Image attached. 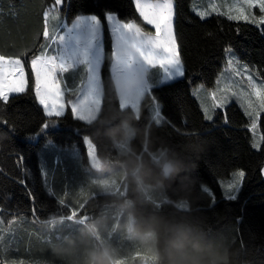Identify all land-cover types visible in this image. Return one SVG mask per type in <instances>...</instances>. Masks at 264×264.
Segmentation results:
<instances>
[{"label": "trees", "instance_id": "1", "mask_svg": "<svg viewBox=\"0 0 264 264\" xmlns=\"http://www.w3.org/2000/svg\"><path fill=\"white\" fill-rule=\"evenodd\" d=\"M200 1L173 0L185 76L154 96L144 94L137 114L120 107L106 32L103 103L87 125L74 121L69 109L57 127L39 134L51 118L35 100L26 63L28 89L0 104V117L16 127L12 132L0 124V264H82L89 249L104 247L113 251V264H160L153 248L128 231L130 213L134 229L145 231L155 220L183 225L193 239L228 256L229 264H264V113L252 132L237 100L217 109L212 122L201 108L213 103L211 93L229 59L226 48L258 83L264 79V31L219 13L202 19ZM49 3L0 0V51L35 48L38 54L44 43L41 6ZM62 7L67 21L97 14L104 24V13L112 11L142 24L132 0H65ZM157 100L163 122L150 114ZM254 141L260 148L252 147ZM240 169L246 177L237 199L226 200L221 182L226 185ZM203 186L215 193L214 205ZM61 197L66 207L58 204ZM66 238L75 241L71 250L54 251Z\"/></svg>", "mask_w": 264, "mask_h": 264}, {"label": "snow or ice", "instance_id": "2", "mask_svg": "<svg viewBox=\"0 0 264 264\" xmlns=\"http://www.w3.org/2000/svg\"><path fill=\"white\" fill-rule=\"evenodd\" d=\"M133 3L139 17L151 26L154 32L145 31L135 19L125 21L119 19L112 11L105 12L104 20L107 21L114 40L109 58L110 74L113 81L117 77L127 78L139 74L142 83L137 91L154 96V92L161 86L185 76V64L180 55L174 25V4L173 0H133ZM64 4L65 0H51L47 7L41 6L44 43L39 46L38 54L35 48L13 53L0 51V104L7 106L13 94L26 92L30 74L25 65L29 63L31 76L34 77L35 100L42 106L45 116L51 118L40 126V135L57 127L59 121L67 117L69 109L74 121L87 125L96 109L102 107L103 103L105 86L101 72L105 52L102 44V19L97 14H76L69 26L65 22L66 14L62 7ZM256 9L261 13L259 16L255 14ZM212 13L226 15L231 21L250 23L264 31V0H233L223 13L219 12L215 3H209L206 10L197 12L202 19ZM225 52L229 56L228 66L241 82L246 78L249 91H245L243 87H239V91H233L231 86H227L219 97L215 91L212 92L211 106L201 104L204 119L212 122L216 110L224 109L230 96H239L244 100L241 105L244 113L251 120L248 127L255 132L260 115L264 113V79L257 83L254 74H249L248 65L234 67L238 61L234 58L231 48H226ZM30 53L31 59L26 61L25 57ZM80 66H83L84 76L80 78L78 87L67 89L73 98L66 99L65 81H62L60 76L76 72ZM121 104L123 106V101ZM150 109V114L156 121L163 122L158 100ZM224 122L228 123L226 115ZM0 124L8 126L12 132L16 131L15 124H10L3 117H0ZM75 134L80 136V131L77 130ZM192 134L194 133L184 135ZM81 139L87 151L85 137L82 136ZM260 141H264V135L260 137ZM49 145L55 147L52 141H49ZM260 146V143L255 141L252 144L253 148ZM245 177V171L240 169L233 173L232 181L226 185L221 182L224 199H237ZM203 191L209 194L214 205L215 193L206 186H203ZM30 198L35 200L34 196L30 195ZM58 204L67 206L64 197L58 200ZM73 212L74 209H69L70 214ZM2 264L8 262L4 261Z\"/></svg>", "mask_w": 264, "mask_h": 264}, {"label": "clouds", "instance_id": "3", "mask_svg": "<svg viewBox=\"0 0 264 264\" xmlns=\"http://www.w3.org/2000/svg\"><path fill=\"white\" fill-rule=\"evenodd\" d=\"M135 81L141 76L134 74ZM129 214L128 231L143 243L153 248L160 264H229V258L213 245L193 239L183 225L170 224L163 220H155L145 231L134 229ZM91 232L95 225L87 226ZM75 241L65 240L64 244L53 246L58 253L70 251ZM82 264H113V251L108 248L89 249Z\"/></svg>", "mask_w": 264, "mask_h": 264}, {"label": "rangeland", "instance_id": "4", "mask_svg": "<svg viewBox=\"0 0 264 264\" xmlns=\"http://www.w3.org/2000/svg\"><path fill=\"white\" fill-rule=\"evenodd\" d=\"M209 3H215L218 6V8H219V12L223 13L224 11L227 10V7L233 3V0H201L200 1L201 5H205V6H203L204 9L208 8ZM173 4H174V2H173ZM221 4L222 5L224 4V6H221ZM254 11H255V14L257 16H259L261 14L258 9L254 10ZM138 16H139V14H138ZM73 18H71L68 21L65 19V22H67L69 24V26H70L71 20ZM140 20L142 22V24H140V25L144 28L145 31L154 32V29L151 26L147 25L142 20V18H140ZM105 32L107 33V36H108V39H109V43H110V53H109V56H108V65H109V68H110V59L109 58L111 56L112 45L114 43V40H113V38L111 36L110 29L107 26V21L106 20H104V24H102V44H103L104 52H105ZM234 67H240V66L238 64H236V65H234ZM220 75L221 76H220V79H219V87H218L217 92H216L217 93V97H219L220 95L223 94L222 90L225 87H227V86H231L233 91H239V87H243L245 91H249L247 89L246 78H245V80L243 82H241L240 79L234 75L233 69L230 68L228 66V64L224 67V69L222 70ZM83 76H84V69H83V66H80L78 71L70 72L68 74H63V75L60 76V79L62 81H65V89L67 87L66 85H68L69 82L76 84V85L73 86L74 89H75L76 87L79 86L80 78L83 77ZM68 77H72L74 80H69ZM177 79H179V78H177ZM33 80H34V77H33ZM114 83H115L116 90H117V93H118L120 107L121 108L129 107V108H131L133 110V112L135 114H137L138 110H139L140 100H141V98L144 95L143 93H139L137 91V89H139L140 86H141L142 79L139 82L135 81L134 74H133V75L128 76L127 78L117 77V78H115ZM33 90H34V85H33ZM71 96H72V94L70 93L68 95V98H70ZM230 99L231 100L232 99L237 100L238 103H240L241 105H242V103H244L243 98L239 97V96H230ZM122 101H123V106L121 104ZM130 101H134V103H130ZM99 108L100 107H98L96 109V111L93 114V117H92L91 120L96 118V116L98 114V111H99ZM250 122H251V120H250ZM89 154H91V152H89ZM91 158H94V157H92V154H91ZM94 166L95 167L98 166V162H95ZM167 170H168V168H167ZM262 175H263V179H264V166L262 168ZM96 179L99 180V178H96ZM232 180H233V176L231 178V181ZM103 186L106 187L107 190L110 189V183H103ZM61 222H62V220H59V221L54 222L53 224L61 225ZM95 230H96V227H95ZM59 236H60V233L57 234V237H59Z\"/></svg>", "mask_w": 264, "mask_h": 264}, {"label": "crops", "instance_id": "5", "mask_svg": "<svg viewBox=\"0 0 264 264\" xmlns=\"http://www.w3.org/2000/svg\"><path fill=\"white\" fill-rule=\"evenodd\" d=\"M72 77H68V79L69 80H74L73 78L71 79ZM74 85H76V84H74V83H68V85H66L67 87H66V89H69V88H72V89H74ZM72 98V97H71ZM262 177H263V175H262ZM12 223V222H11Z\"/></svg>", "mask_w": 264, "mask_h": 264}]
</instances>
